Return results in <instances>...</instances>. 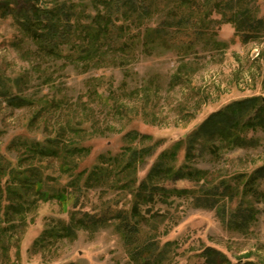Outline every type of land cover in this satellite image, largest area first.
Returning a JSON list of instances; mask_svg holds the SVG:
<instances>
[{
  "label": "rangeland",
  "instance_id": "1",
  "mask_svg": "<svg viewBox=\"0 0 264 264\" xmlns=\"http://www.w3.org/2000/svg\"><path fill=\"white\" fill-rule=\"evenodd\" d=\"M74 1L84 10L76 15L81 26L91 22L96 11H105L99 0ZM173 1L145 0L148 13L144 17L115 20L116 27L100 37L99 44L104 43L99 53L90 57L81 50L82 32L77 43L65 46L64 56L46 55L12 16L0 15V152L16 164L27 142L57 137L63 146L89 148L88 155L67 154L75 157V174L89 173L96 166L126 160L128 146L138 145L126 133L135 130L150 137L142 145L153 146L138 163V184L159 154L173 150L179 142L176 164L210 170L213 178L226 177L236 183L238 174L263 165L264 130L248 132L258 139L254 146L222 149L215 155L205 144H198L193 155L187 157V153L189 137L210 114L246 97L264 99V33H254L246 40L214 10L199 29L202 36L191 29L183 39L177 31L169 42L160 38L144 43L147 28L159 26L163 10L174 7ZM236 6H248L255 16L264 18V0H236ZM177 73L181 76L174 82ZM15 95L33 103H11ZM60 162L55 156L37 160L53 188L66 186L73 176L61 170ZM21 164L28 166L29 161ZM88 173L81 176L82 186L74 191V199L38 201L26 223L10 230L5 247L0 244V264H132L127 245L113 224L35 244L48 227L60 220L69 222L75 210L97 212L109 204L130 208L129 189L86 185ZM165 185L199 188L201 183L169 179ZM259 185L264 190V179ZM256 206L257 220L248 231H238L225 224L217 210L197 205L189 197H157L151 203L153 212L165 218L156 234L161 244L172 242L171 264H204L201 252L205 246L222 250L234 263L250 259L264 264V201H256ZM149 232L146 228L144 237Z\"/></svg>",
  "mask_w": 264,
  "mask_h": 264
},
{
  "label": "trees",
  "instance_id": "2",
  "mask_svg": "<svg viewBox=\"0 0 264 264\" xmlns=\"http://www.w3.org/2000/svg\"><path fill=\"white\" fill-rule=\"evenodd\" d=\"M99 2L105 11H96L93 20L84 26H81L80 20L76 17L80 13L83 14L84 10L79 9L74 0H56L53 3L46 0H0V15L12 16L38 51L46 55L64 56L65 46L75 43L77 35L82 32L85 34L83 35L85 41L81 50L90 57L92 53H99L104 43L99 44L100 37L104 34L107 36L106 33L116 27L115 20L123 17L134 19L136 15L144 17V13H148L145 0H99ZM173 3L174 7H170L168 11L166 8L163 10L164 17L159 26L147 28L144 43L149 44L152 40L160 38L164 42H169L173 39L172 33L177 31L181 32L179 35L181 39L189 35L191 29L196 30L198 34L199 29H202V23L211 17L214 10L222 15V19L232 22L236 31L246 40L253 37L254 33H258L257 35L264 33V18L255 16L248 6L236 8V0H174ZM200 34L199 36H202V33ZM86 35H90L87 36L90 38ZM88 43L90 45H86ZM180 76L178 73L175 74L172 77L173 81L176 79L178 81ZM10 99L11 103L19 106L33 103L30 98L17 95ZM250 130H264V99L259 96L234 101L210 114L189 137L187 157L193 155L198 144H205L215 155L222 149L233 150L257 145L258 139L248 136ZM126 137L138 140L137 146H128L126 160H119L118 164L114 161L113 165L96 166L89 173L82 170L75 174V157L67 155L68 153L88 155L89 148L63 146L57 137L48 138L45 142L40 140L27 142L16 164L0 152L1 246L4 248L5 241L11 237L10 230L26 223L27 214L37 206L40 199L46 201L56 198L62 203L70 198L74 199L73 193L82 186L81 176L86 173L88 175L85 184L93 186L95 183H101L107 189L125 191L129 189L132 195L130 208L114 207L109 204L97 212L75 210L69 222L60 220L52 227H48L35 244L48 243L46 239L48 237L53 239L74 237L80 230L95 232L101 227L113 224L127 245L132 264H171L172 242L161 244L156 234L160 224L165 221L162 214L151 209V203H154L157 197L168 198L171 195L189 197L197 205L217 210L222 221L231 229L238 231H248L251 224L257 220L259 208L256 201H264V190L259 185L264 179V164L251 173L238 174L236 183L226 177L213 178L210 176L213 175L210 170L176 164L178 149L182 144L179 142L173 150H164L159 154L146 177L138 184L136 176L138 163L146 159L153 146L142 145L143 141L150 137L135 130L126 133ZM124 154L126 155V152ZM44 156L59 158L61 170L73 174L66 186L53 188L48 185L44 167L37 163V160ZM23 160L29 161L28 166H22ZM125 172L127 174L120 177ZM169 179H190L201 183V186L169 188L165 185ZM103 181H106V184ZM234 202L237 204H233ZM143 206L147 207L146 212L142 211ZM159 217H162L160 221ZM146 228L151 232L144 237L143 232ZM201 255L204 257V264H261L250 259H240L234 263L225 252L214 246H205Z\"/></svg>",
  "mask_w": 264,
  "mask_h": 264
}]
</instances>
